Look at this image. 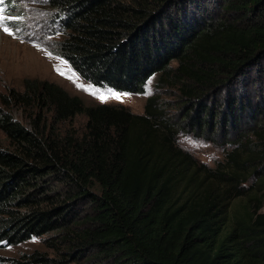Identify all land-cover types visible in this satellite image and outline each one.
<instances>
[{"label":"trees","instance_id":"16d2710c","mask_svg":"<svg viewBox=\"0 0 264 264\" xmlns=\"http://www.w3.org/2000/svg\"><path fill=\"white\" fill-rule=\"evenodd\" d=\"M43 1L62 35L55 51L81 78L135 94L153 75L173 79L184 121L155 95L138 114L87 105L47 80L2 94L24 120L0 108V247L51 234L47 246L63 248L59 260L34 251L14 264H264V110L243 128L246 95L230 94L224 111L204 103L253 67L264 77V0H218L220 18L200 0ZM78 114L81 134L58 129ZM184 126L232 137L224 161L181 147Z\"/></svg>","mask_w":264,"mask_h":264},{"label":"rangeland","instance_id":"374dc122","mask_svg":"<svg viewBox=\"0 0 264 264\" xmlns=\"http://www.w3.org/2000/svg\"><path fill=\"white\" fill-rule=\"evenodd\" d=\"M200 2L205 5L203 13L214 11L217 13L215 18H220L226 13L223 7L220 8L218 0H200ZM49 19L50 12L43 0H12L8 4H5L4 0H0V96L8 93L10 89L22 91L23 82L26 79L47 80L58 84L69 94L78 96L87 105L99 103L119 104L138 114L144 112L147 97L155 95L160 106L166 109V115L171 116L176 121H184L182 119L184 113L182 103L185 101L186 96L181 93L179 87L181 84L174 82L173 79L162 86L157 84L158 74L153 75L145 85L144 92L135 94L117 92L111 88L96 87L81 78L71 65L56 53L55 42L62 35L56 32L51 34L53 33V27ZM4 27H8L9 32L12 34L6 33L3 30ZM176 66V61L170 62L171 68ZM57 68L59 72L55 70ZM253 68L248 74L243 73L236 80L223 83L222 86L220 85L213 91H209V96L204 99V103L208 106L213 105L212 108L215 106L216 109L224 111L225 101H229L230 94L234 99L235 96L246 95V98H243L244 101L251 103L250 106H253V108L248 109L249 115L246 111L243 112L241 118L243 128L244 126L247 127L248 123L250 124L251 118L257 119L256 117L259 116L258 109L264 110L262 107L264 77L262 79L258 78L257 71L255 67ZM61 72L64 74H59ZM221 73L223 74V72ZM222 78L225 79V76ZM77 84L88 88V91L77 87ZM98 90H112L118 93L121 98L115 99L109 96L108 99L102 102L96 95L91 94ZM0 108L8 109L15 118L24 120L21 109L17 107L6 108L1 102ZM254 111L257 112L252 113ZM250 116L252 117L250 118ZM84 123L85 116L78 114L73 119L60 123L58 129L61 132L70 131L81 134L84 130ZM185 129L186 126L178 134V143L181 147L209 165L214 166L218 162L224 161L227 150H230L228 141L233 139L232 137L231 139L224 137L219 128L215 131L216 135H207L206 137L202 134L196 135L192 130H188V132ZM7 144L8 140L0 130V146L5 147ZM252 184L253 179H250L245 188L251 187ZM257 193L264 201V188H260ZM262 211H264V206ZM50 237L55 240L51 234H46L42 238H32L16 245L0 247V264H14V261L24 260V255L34 251L42 252L55 260H59L63 248L58 245V248L62 249L60 252L54 247H48L46 240ZM65 264H99V262L92 260Z\"/></svg>","mask_w":264,"mask_h":264},{"label":"snow or ice","instance_id":"6c2138e0","mask_svg":"<svg viewBox=\"0 0 264 264\" xmlns=\"http://www.w3.org/2000/svg\"><path fill=\"white\" fill-rule=\"evenodd\" d=\"M3 30H4L6 33H8L9 35L12 34L11 32H9L8 27H4ZM55 70H57V71L59 72V69H58V68L55 69ZM59 74L63 75L64 73L61 72V73H59ZM77 87L83 88V90L88 91V88H84L83 85H79V84H77ZM91 94L96 95L97 98H99L102 102L105 101L106 99H108L109 96H111L112 98H115V99H120V98H121L120 95H119L118 93H116V92H114V91H112V90H104V91H99V90H98L97 92H93V93H91ZM125 95H126V94H125Z\"/></svg>","mask_w":264,"mask_h":264}]
</instances>
